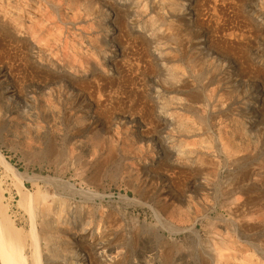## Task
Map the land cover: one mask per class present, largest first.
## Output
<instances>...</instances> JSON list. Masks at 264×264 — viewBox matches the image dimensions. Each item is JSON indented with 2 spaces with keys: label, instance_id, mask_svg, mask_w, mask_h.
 Here are the masks:
<instances>
[{
  "label": "rangeland",
  "instance_id": "1",
  "mask_svg": "<svg viewBox=\"0 0 264 264\" xmlns=\"http://www.w3.org/2000/svg\"><path fill=\"white\" fill-rule=\"evenodd\" d=\"M106 1L0 0L3 233L28 264L34 237L40 264H264V0Z\"/></svg>",
  "mask_w": 264,
  "mask_h": 264
},
{
  "label": "bare ground",
  "instance_id": "2",
  "mask_svg": "<svg viewBox=\"0 0 264 264\" xmlns=\"http://www.w3.org/2000/svg\"><path fill=\"white\" fill-rule=\"evenodd\" d=\"M91 1V0H90ZM101 1V3L102 4H105V3H107V1L106 0H100ZM123 1V0H122ZM168 1V0H167ZM174 1H176V0H174ZM201 1V0H200ZM221 1V0H220ZM229 1V0H228ZM117 2V1H116ZM124 2V1H123ZM133 2V1H132ZM158 2H160V1H158ZM182 2H184L183 0H182ZM206 2V1H205ZM209 2H211V0H209ZM208 2V3H209ZM218 2V1H217ZM222 2H223V0H222ZM137 3H138V1H137ZM161 3V2H160ZM207 3V2H206ZM213 3V2H212ZM89 4V3H88ZM234 4V3H233ZM255 4V3H254ZM257 4V3H256ZM97 5V4H96ZM106 5V4H105ZM177 5V4H176ZM208 5V4H207ZM213 5V4H212ZM160 6H161V4H160ZM214 6V5H213ZM118 7V6H117ZM121 7V6H120ZM119 7V8H120ZM137 7V6H136ZM167 7V6H166ZM184 7H185V5H184ZM97 8V7H96ZM99 8H100V6H99ZM101 8H102V6H101ZM150 8V7H149ZM186 8V7H185ZM208 8V7H207ZM232 8V7H231ZM108 9H110L111 10V8H108ZM137 9V8H136ZM150 9H152V8H150ZM187 9H189V8H187ZM196 9V8H195ZM217 9V8H216ZM133 10V9H132ZM205 10V9H204ZM107 11V10H106ZM126 11H128V10H126ZM131 11V10H130ZM134 11V10H133ZM135 11H137V10H135ZM152 11V10H151ZM159 11V10H158ZM161 11L162 10H160V13H161ZM105 12V11H104ZM110 12V11H109ZM173 12V11H172ZM114 13V12H113ZM126 13V12H125ZM124 13V14H125ZM137 13V12H136ZM186 13V12H185ZM215 13H216V11H215ZM107 14V13H106ZM138 14H139V12H138ZM183 14V13H182ZM111 15V14H110ZM118 15V14H117ZM129 15V14H128ZM134 15H136V14H134ZM164 15V14H163ZM166 15V14H165ZM194 15V14H193ZM198 15V14H197ZM217 15V14H216ZM215 15V16H216ZM131 16H132V14H131ZM139 16V15H138ZM157 16V15H156ZM116 17V16H115ZM137 17V16H136ZM153 17V16H152ZM162 17V16H161ZM195 17V16H194ZM197 17V16H196ZM224 17V16H223ZM112 18H113V15H112ZM164 18V17H163ZM176 18V17H175ZM225 18V17H224ZM249 18H250V16H249ZM107 20V19H106ZM110 20V19H109ZM161 20V19H160ZM164 20V19H163ZM190 20V19H189ZM258 20V19H257ZM135 21V20H134ZM137 21V20H136ZM167 21V20H166ZM261 21V20H260ZM143 22H145V21H143ZM150 22V21H149ZM155 22V21H154ZM165 22V21H164ZM176 22V21H175ZM175 22H173V23H175ZM138 22H136V24H137ZM188 23V22H187ZM143 24V23H142ZM141 24V25H142ZM220 24V23H219ZM151 25V24H150ZM164 25H166L165 23H164ZM168 27V26H167ZM190 27V26H189ZM144 28V27H143ZM146 28V27H145ZM193 28H195V27H193ZM153 29V28H152ZM169 29V28H168ZM199 29H200V27H199ZM227 29V28H226ZM140 30V29H139ZM150 30V29H149ZM116 31V30H115ZM171 31H172V29H171ZM197 31H198V29H197ZM148 32V31H147ZM162 33V32H161ZM171 33V32H170ZM153 34H154V32H153ZM195 34V33H194ZM197 34V33H196ZM234 34V33H233ZM142 35V34H141ZM147 35V34H146ZM171 35V34H170ZM174 35V34H173ZM221 35V34H220ZM227 35H228V31H227ZM236 35V34H235ZM185 36V35H184ZM222 36V35H221ZM237 36V35H236ZM145 37V36H144ZM174 38V37H173ZM193 38L195 39V37L193 36ZM225 38H226V36H225ZM191 39V38H190ZM106 40H107V38H106ZM144 40V39H143ZM151 40V39H150ZM208 40V39H207ZM209 41V40H208ZM112 42H113V40H112ZM111 42V43H112ZM126 42V41H125ZM124 42V43H125ZM155 42V41H154ZM188 42V41H187ZM158 43V42H157ZM130 44V43H129ZM159 44V43H158ZM183 44H185V43H183ZM198 44V43H197ZM149 45V44H148ZM156 45V44H155ZM170 45H172V44H170ZM176 46V45H175ZM201 47H203L202 45H200ZM210 46V45H209ZM230 46V45H229ZM193 48V47H192ZM174 49V48H173ZM207 49H209V48H207ZM156 50V49H155ZM160 50V49H159ZM202 50V49H201ZM205 50V49H204ZM215 50V49H214ZM177 51V50H176ZM218 51V50H217ZM156 52V51H155ZM178 52V51H177ZM205 53H206V51H204ZM158 53V52H157ZM173 53H174V51H173ZM205 53H204V55H205ZM212 53V52H211ZM164 54V53H163ZM221 54V53H220ZM133 55V54H132ZM167 55V54H166ZM223 55V54H222ZM190 56V55H189ZM160 57V56H159ZM214 57V56H213ZM227 57V56H226ZM216 58V57H215ZM162 59V58H161ZM184 59V58H183ZM195 59V58H194ZM224 59H225V57H224ZM230 59V58H229ZM180 60H182V59H180ZM161 61V60H160ZM144 62V61H143ZM164 62V61H163ZM185 62V61H184ZM224 62V61H223ZM132 63V62H131ZM138 63V62H137ZM142 63V62H141ZM220 63V62H219ZM225 63H226V61H225ZM230 63V62H229ZM136 64V63H135ZM140 64V63H139ZM146 64V63H145ZM138 65V64H137ZM161 65H163V64H161ZM214 65H216V64H214ZM129 66V65H128ZM127 66V67H128ZM132 66V65H131ZM209 66V65H208ZM227 66V65H226ZM131 68V67H130ZM176 68V67H175ZM204 68V67H203ZM129 70V69H128ZM212 70V69H211ZM199 71V70H198ZM168 73V72H167ZM199 73V72H198ZM217 75V74H216ZM231 75V74H230ZM169 77H171V76H169ZM158 78V77H157ZM156 78V79H157ZM184 79V78H183ZM113 82V81H112ZM180 82V81H179ZM174 83H176V82H174ZM231 83V82H230ZM156 85V84H155ZM132 86V85H131ZM157 86V85H156ZM160 88V87H159ZM163 90H164V88H163ZM184 90V89H183ZM128 92V91H127ZM170 92V91H169ZM183 93V92H182ZM206 95V94H205ZM209 95V94H208ZM207 95V96H208ZM200 96V95H199ZM211 96H212V94H211ZM203 97V96H202ZM201 97V98H202ZM205 98V97H204ZM210 98V97H209ZM189 99V98H188ZM209 101V100H208ZM191 105H192V103H191ZM251 108V107H250ZM250 108H249V110H250ZM194 109V108H193ZM201 109H202V107H201ZM202 110H204V109H202ZM252 110V109H251ZM214 113V112H213ZM216 114V113H215ZM207 115V114H206ZM205 117H207V116H205ZM164 120H166V119H164ZM158 125V124H157ZM252 127V126H251ZM262 132V131H261ZM29 216V215H28ZM30 216H31V214H30ZM33 224V223H32ZM32 226V225H31ZM61 227H59L58 225H55V226H51L50 225V222H46V224H45V226H44V237L45 238H47V239H49V240H53L54 238H55V233H58V232H60L62 229H60ZM32 229V228H31ZM33 231V230H32ZM63 231V230H62ZM32 234V233H31ZM31 236V235H30ZM34 237V236H33ZM35 239H37V238H33V239H31L32 240V245H30V246H32V254H31V256H32V258H31V262H30V264H40L41 262V260H39V257L40 256H38V251H37V244H36V240ZM30 240V239H29ZM82 246L84 247V248H86V249H88V251H89V255L90 256H92L93 254H94V250L96 249V242H95V240H93V241H91V240H89V239H87L86 241H85V243L84 244H82ZM98 249V248H97ZM96 249V250H97ZM29 252V251H28ZM0 263L1 264H28V259H27V257H26V255L22 252V250L16 245V244H14L12 241H11V239H7V236H6V234H4L3 233V229H2V227H1V225H0Z\"/></svg>",
  "mask_w": 264,
  "mask_h": 264
}]
</instances>
